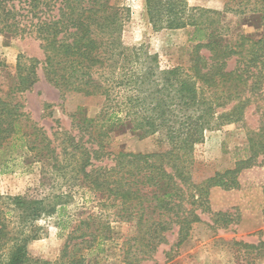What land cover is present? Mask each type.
Instances as JSON below:
<instances>
[{
  "label": "trees",
  "instance_id": "obj_1",
  "mask_svg": "<svg viewBox=\"0 0 264 264\" xmlns=\"http://www.w3.org/2000/svg\"><path fill=\"white\" fill-rule=\"evenodd\" d=\"M244 1L251 2L240 3ZM256 1L264 5V0ZM9 3L0 0V33L34 35L44 52L41 63H19L11 77V95L31 91L39 81L41 65L46 80L62 97L79 93L102 97L104 102L94 116L84 109L78 112L73 123L77 133L59 131L51 139L28 122L21 103L0 96V151L21 144L31 162L41 164L43 180L69 183L67 191L59 194L0 195V264L41 263L29 248L43 234L38 223L57 214L75 187L98 193L104 208H115L118 219L134 223L135 235L121 249L128 264L151 258L168 243L166 234L174 227L178 232L172 250L182 246L194 225L204 223L201 214L210 210V191L238 190L241 173L264 155L263 123L251 139L250 158L200 182L193 178L196 146L221 125L218 109L253 96L264 101V31L260 39L240 35L233 43L222 37L219 20L209 17H221L220 12L192 7L187 0H146L155 30L194 29L190 66H171L145 45L125 44L129 10L111 5L110 0H29L31 25L23 27L19 10ZM229 11L233 10L226 8L224 14ZM253 14L264 24V12ZM232 58L236 63L230 68ZM246 93L251 96L243 99ZM125 132L139 140L157 136L163 149L109 151L113 137ZM112 233L110 223L89 215L68 235L61 259L69 264L92 263L93 256L113 241ZM131 254L134 257L128 259Z\"/></svg>",
  "mask_w": 264,
  "mask_h": 264
},
{
  "label": "rangeland",
  "instance_id": "obj_2",
  "mask_svg": "<svg viewBox=\"0 0 264 264\" xmlns=\"http://www.w3.org/2000/svg\"><path fill=\"white\" fill-rule=\"evenodd\" d=\"M192 7H200L220 12L221 17L211 14V19L219 20V29L225 40L235 42L240 35H247L257 40L263 35V25L256 21L264 12V5L256 0L249 4L241 0H187ZM9 6L19 10L20 27L30 23L28 13L29 0H9ZM111 5L129 10L124 22L123 40L127 45H145L152 53L159 54L164 64L171 66L191 64V39L193 28L183 30H155L149 22L146 0H110ZM260 3V4H259ZM228 8L233 11L224 14ZM241 11V13H239ZM126 13V12H125ZM25 17H29L25 19ZM209 55L208 51H203ZM44 60L41 43L34 35L15 36L0 33V96L6 100L21 103L28 116L29 123H35L53 139L59 131H72L76 116L81 109L89 116L97 114L103 105L102 97H87L79 93H67L64 97L45 78L41 65L38 70L39 81L31 91L11 95L12 78L19 63ZM236 58L229 61L233 68ZM264 90V85L262 86ZM246 93L244 98H249ZM236 100L217 111L221 125L207 132L205 141L196 146L193 166V178L200 182L217 172L235 168L237 161L252 156L253 144L263 126L264 101ZM163 149L158 137L139 140L130 132L119 133L113 137L108 150L118 153L155 152ZM256 165L245 170L239 176L240 188L225 191L213 188L210 191V210L201 214L204 223L196 224L189 239L179 248L172 250L176 243L178 227L166 234L168 243L160 245L152 255L138 264H264V155ZM105 164L111 162L105 161ZM63 180L45 181L42 179L41 164L33 163L30 154L22 145L9 147L0 151V195L25 196L41 194L50 195L52 191L66 192ZM69 193V191H68ZM57 214L43 218L39 225L43 234L39 240L31 242V256L40 259V264H69L61 259L68 235L89 215H98L103 222L110 223L113 229V241L107 244L105 251L93 256L89 264H128L122 244L135 235L133 222H124L116 217L115 208H104V199L88 188H72L71 196ZM110 204V203H108ZM225 213L228 217H215L214 214ZM216 220L218 222H216ZM253 245L255 248H247ZM128 247H126L127 249ZM172 251V252H171ZM171 256L168 257V253ZM128 259L134 257L133 254Z\"/></svg>",
  "mask_w": 264,
  "mask_h": 264
}]
</instances>
